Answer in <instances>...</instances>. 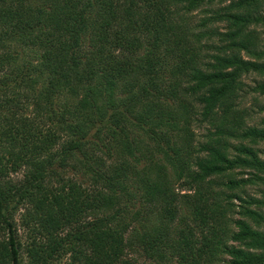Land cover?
I'll return each instance as SVG.
<instances>
[{
    "label": "trees",
    "instance_id": "1",
    "mask_svg": "<svg viewBox=\"0 0 264 264\" xmlns=\"http://www.w3.org/2000/svg\"><path fill=\"white\" fill-rule=\"evenodd\" d=\"M263 30L264 0H0V264H264Z\"/></svg>",
    "mask_w": 264,
    "mask_h": 264
},
{
    "label": "rangeland",
    "instance_id": "2",
    "mask_svg": "<svg viewBox=\"0 0 264 264\" xmlns=\"http://www.w3.org/2000/svg\"><path fill=\"white\" fill-rule=\"evenodd\" d=\"M216 4H217L216 1H213L212 3H210V5L209 4H204L202 7H199L196 10L191 11L190 12V17H189V19L191 20V24L195 25L196 24V20L199 17L204 16V14H206V13H202L201 12V8H202V10H205L206 8H209V7L214 8V7L217 6ZM216 26L218 28H220V29H223V27H224V25L221 24V23L217 24ZM253 78H257V76H255L253 74H249V75H247V76H245L243 78V82L245 83V85L250 86V85L253 84V81H252ZM244 89H246V88H244ZM243 100H244L245 107L249 110V112H250V114L252 116L251 117L252 119H249L246 122L248 124H254V123L257 124L258 123L257 122L258 117L263 114V113H259L257 108L259 107V104L264 102V97L263 96H258L256 94H252V93H249V94L245 93L244 96H243ZM257 102H259V103H257ZM196 132H197L198 135H201L202 132H203V129L199 128V129L196 130ZM257 147L259 148V150H261V153H260L261 155L260 156H262L264 158V144L261 143V144L257 145ZM254 188L253 187L248 188V192L258 194L257 190L254 189ZM136 259L138 260V262H141L140 258L137 257ZM141 264H146V263L143 262Z\"/></svg>",
    "mask_w": 264,
    "mask_h": 264
}]
</instances>
